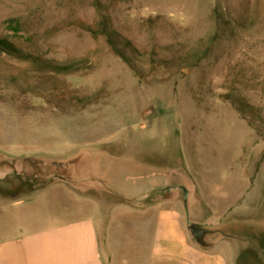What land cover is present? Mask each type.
I'll return each instance as SVG.
<instances>
[{"label": "rangeland", "instance_id": "374dc122", "mask_svg": "<svg viewBox=\"0 0 264 264\" xmlns=\"http://www.w3.org/2000/svg\"><path fill=\"white\" fill-rule=\"evenodd\" d=\"M103 2L137 69L83 29L99 19L93 0H0V38L34 47L48 66L0 65V191L32 200L40 218L53 200L54 211L102 213L107 224L117 210L133 227L178 200L195 241L191 224L220 231L202 247L227 239L231 264H264V248L240 250L229 237L264 218V127L260 136L249 125L264 118V0ZM203 40L209 52L196 63ZM73 63L70 75L51 69ZM163 173L171 182L152 187ZM227 221L242 226L227 231ZM132 233L128 252L145 257L149 230Z\"/></svg>", "mask_w": 264, "mask_h": 264}, {"label": "crops", "instance_id": "0c3cea01", "mask_svg": "<svg viewBox=\"0 0 264 264\" xmlns=\"http://www.w3.org/2000/svg\"><path fill=\"white\" fill-rule=\"evenodd\" d=\"M5 177L0 168V181ZM171 179L163 173L152 187L160 188ZM146 188L144 192L149 189ZM184 192L189 215L193 217V201L190 195L188 199V191ZM165 193L175 199L180 196L176 188ZM31 201L9 199L0 191V264H231L232 247L226 244L231 241L217 238L210 248L202 247L190 235L188 217L178 206V200L170 207H153L152 219L137 227L119 222L117 216L121 212L117 210L112 211L109 224L102 213L70 216V210L54 211L53 200H49L48 211L40 218ZM124 213L134 215L133 211ZM222 226L229 231L242 224L227 221ZM253 226L254 231L264 232V218H256ZM148 230V241L139 244L143 248L145 243L146 256L135 258L128 252L135 244L128 240V234Z\"/></svg>", "mask_w": 264, "mask_h": 264}, {"label": "trees", "instance_id": "16d2710c", "mask_svg": "<svg viewBox=\"0 0 264 264\" xmlns=\"http://www.w3.org/2000/svg\"><path fill=\"white\" fill-rule=\"evenodd\" d=\"M92 6L99 13V19L93 26H83V29L90 32L95 38H104L107 45L111 49V51L120 59H122L125 63L137 69L136 65L133 63L132 57L128 54V51L131 49V43L124 38L119 32H117L112 25L110 17L105 13L108 9V6L104 4L103 0H93ZM149 22L155 21L153 18L148 20ZM9 25L11 24L12 29H16V26H19V23L16 20H9L7 22ZM16 23L15 26H13ZM200 47L194 49L193 53L190 54L189 59H192L194 62H199L204 59L209 52V42L201 41ZM15 59L22 66H16L17 70L28 69L29 67H41L47 68L48 66L43 63L41 58L37 55L34 47H20L16 43L9 41L5 38H0V65H9L7 63V59ZM78 63H73L68 66H55L51 69L59 75H70L77 72L80 68H78ZM15 68V67H13ZM12 75V74H10ZM15 78V77H14ZM225 101L230 102L235 108L238 110L242 117H246L242 113V106L238 104V100L236 98L232 99L231 96L226 95ZM232 99V100H231ZM252 107V106H251ZM253 108V107H252ZM261 125L258 126L256 124ZM249 125L255 128L260 136H263L261 132V127H264V118L262 116L252 117L249 120ZM264 159V155L262 157ZM189 211V210H188ZM195 225L196 229L193 232V235L196 241L200 242L205 235H209L211 233H219V230H201L196 224H191V226ZM253 226V225H246ZM249 230V228H248ZM242 230V231H234L229 237L236 242L238 248L248 249L250 251L255 252V247L259 246V248H264V232H258L251 230Z\"/></svg>", "mask_w": 264, "mask_h": 264}, {"label": "water", "instance_id": "95a60500", "mask_svg": "<svg viewBox=\"0 0 264 264\" xmlns=\"http://www.w3.org/2000/svg\"><path fill=\"white\" fill-rule=\"evenodd\" d=\"M196 229V226L195 225H193V226H191V230H195Z\"/></svg>", "mask_w": 264, "mask_h": 264}]
</instances>
